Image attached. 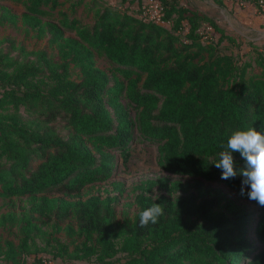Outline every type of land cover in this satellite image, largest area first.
<instances>
[{"label": "trees", "instance_id": "trees-1", "mask_svg": "<svg viewBox=\"0 0 264 264\" xmlns=\"http://www.w3.org/2000/svg\"><path fill=\"white\" fill-rule=\"evenodd\" d=\"M15 1L25 13L2 8L0 24L21 21L27 36L47 46L28 51L7 40L0 50V199L29 204L0 215V227L19 225L23 235L18 245L0 242V264H28L47 227L55 258L264 264V207L249 199L242 176L224 180L215 167L233 132L264 133V52L255 61L262 73H254L222 52L224 42L239 46L233 36L180 0H153L162 24L125 8L146 0H91L92 23L75 16L86 0H74L72 16L61 0ZM140 142L157 147L160 167L177 180L137 186L134 218H118V197L81 198L88 186L113 179L118 157L128 164ZM233 156L239 172L246 161ZM154 203L164 214L140 227V213ZM62 231L79 241L60 243L54 235Z\"/></svg>", "mask_w": 264, "mask_h": 264}, {"label": "rangeland", "instance_id": "rangeland-1", "mask_svg": "<svg viewBox=\"0 0 264 264\" xmlns=\"http://www.w3.org/2000/svg\"><path fill=\"white\" fill-rule=\"evenodd\" d=\"M91 0H86L84 4L77 9L75 16L81 19L85 23H92L93 13L88 9V5ZM111 6L120 5V0H103ZM232 5L236 4V0H226ZM61 10L69 11L72 16V5L74 0H61ZM149 1H144L143 6L138 7L137 4L133 6H125L129 9L130 13L139 14L143 7ZM180 3L190 9H195L198 12L206 13L213 19L218 21V25L225 30V32L236 39L237 45H231L227 42L222 44V52L226 54H232L239 58L242 62H248L252 65L254 73L260 74L262 70L255 65L258 52H264V30L254 31L251 28H243L245 24L242 23L241 16H237L234 11L226 9V5H218L214 0H180ZM254 5V4H252ZM244 8L245 6H240ZM257 6V5H256ZM255 6V7H256ZM2 8H8L12 13L21 18L25 13V7L23 4H19L15 0H0V12ZM260 14L264 15L258 7H256ZM150 10H154L153 7H149ZM142 16V14H141ZM247 25V24H246ZM249 25V24H248ZM261 26L264 29L263 24H257V27ZM168 27H170L168 25ZM257 29V28H256ZM212 33V30H210ZM215 41H218L219 35L214 36ZM7 40H14L17 44H22L28 51L42 50L47 46L46 40H37L32 35L27 36L24 28L21 25V21L17 26L9 24H0V50L7 49L9 43ZM98 64L102 69H108L106 61L102 58L98 59ZM118 167L114 174V178L108 182L98 183L88 186L83 194L82 199L86 200L90 197H101L105 199L107 197H118V201L115 205L118 218L123 220L125 216L134 218L138 209L135 203V197L138 194L136 191L137 186L148 180H158L165 177H170L173 180H177L176 176H171L164 172L159 165L158 151L156 146H149L142 142L137 143L132 150V157L128 164H124L118 157ZM115 184L122 185L121 190L115 188ZM162 194L157 189L155 190V196ZM50 196L61 197L60 193H53ZM29 209L28 198H17L12 204L7 203L5 200L0 199V215L15 213L20 214L22 211ZM75 231L78 230L74 221H69ZM46 234L35 239V243L32 246V252L26 257L28 264H94V259L90 262L78 261L74 259L55 258L53 254V248L55 246L49 227L45 228ZM23 235L19 225L13 227L7 225L0 227V242L4 243L9 240L18 245ZM56 239L62 244L76 243L77 236H70L66 232L62 231L59 234L54 235ZM75 241V242H74ZM73 249V247H71ZM6 264V263H2Z\"/></svg>", "mask_w": 264, "mask_h": 264}, {"label": "clouds", "instance_id": "clouds-1", "mask_svg": "<svg viewBox=\"0 0 264 264\" xmlns=\"http://www.w3.org/2000/svg\"><path fill=\"white\" fill-rule=\"evenodd\" d=\"M226 149L220 153L219 160L215 163V167L222 170L221 179L242 176V184L250 187L247 193L249 199L264 207V133L254 127L235 131L228 139ZM233 153H239L246 161L245 168L239 172L234 167ZM244 194L242 187L241 195ZM163 214V205L154 203L140 213V227L147 226L149 222L156 224Z\"/></svg>", "mask_w": 264, "mask_h": 264}, {"label": "crops", "instance_id": "crops-1", "mask_svg": "<svg viewBox=\"0 0 264 264\" xmlns=\"http://www.w3.org/2000/svg\"><path fill=\"white\" fill-rule=\"evenodd\" d=\"M224 4L226 5V9L230 11H234L237 16H241L242 23L245 24L243 28H251L254 31L261 30V26L257 27V24L264 25V15L260 14L258 9L254 5H248L244 8H240L238 4L232 5L229 1L224 0ZM218 23V21H217ZM247 24V25H246ZM249 24V25H248ZM257 28V29H256Z\"/></svg>", "mask_w": 264, "mask_h": 264}, {"label": "built area", "instance_id": "built-area-1", "mask_svg": "<svg viewBox=\"0 0 264 264\" xmlns=\"http://www.w3.org/2000/svg\"><path fill=\"white\" fill-rule=\"evenodd\" d=\"M238 5L242 6H248L255 4L260 9L261 12L264 13V0H236ZM153 7L154 10H150L149 7ZM143 13L142 17H144L147 20L154 21L158 24H162V11H161V5L158 1H149L146 6L143 7ZM211 29H208L209 32ZM207 38V37H206Z\"/></svg>", "mask_w": 264, "mask_h": 264}]
</instances>
